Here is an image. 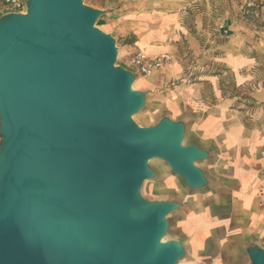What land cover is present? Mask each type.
<instances>
[{
  "label": "water",
  "instance_id": "obj_1",
  "mask_svg": "<svg viewBox=\"0 0 264 264\" xmlns=\"http://www.w3.org/2000/svg\"><path fill=\"white\" fill-rule=\"evenodd\" d=\"M104 12L83 0H25L0 15V264H190L169 234L180 205L141 196L161 160L189 191L209 152L182 121L149 127L136 76L115 67ZM250 264L264 249L247 245Z\"/></svg>",
  "mask_w": 264,
  "mask_h": 264
},
{
  "label": "crops",
  "instance_id": "obj_2",
  "mask_svg": "<svg viewBox=\"0 0 264 264\" xmlns=\"http://www.w3.org/2000/svg\"><path fill=\"white\" fill-rule=\"evenodd\" d=\"M89 1L104 12V32L115 39L123 68L137 73L129 59L138 52L169 56L165 69L136 77V90L147 93L159 118L182 121L189 143L209 152L198 165L209 181L202 191H189L170 171L154 169L172 194L166 200L180 205L169 221L186 263L221 264L220 256L245 253L251 244L264 249V122L249 119L241 105L248 98L237 94L255 86L264 92V7L255 32L232 19L225 0L213 7L210 0Z\"/></svg>",
  "mask_w": 264,
  "mask_h": 264
},
{
  "label": "rangeland",
  "instance_id": "obj_3",
  "mask_svg": "<svg viewBox=\"0 0 264 264\" xmlns=\"http://www.w3.org/2000/svg\"><path fill=\"white\" fill-rule=\"evenodd\" d=\"M210 2H211L210 3L211 6L213 7L215 5L216 0H210ZM263 2L264 0H246V1L245 0H225L223 1V5H225L224 7L229 11L228 13L232 17V19L235 20L239 24V26H241L242 28H246V29L248 28L251 31L256 32L263 25V19H262L263 18L262 17L263 7L261 6ZM217 3H218V0H217ZM83 4L86 6H89L91 3L89 0H83ZM0 11L2 12L6 11L5 7L0 6ZM251 12H253V14ZM6 13H9V12H6ZM96 27L103 32L105 31V25L101 17L97 20ZM118 66H121V67L123 66L119 51H118L117 60L115 63V67H118ZM129 67L132 68L131 66ZM134 75L137 78L140 77V74L138 73H134ZM132 89L134 90L137 89V82L133 83ZM242 93H244L243 96H242ZM263 93L264 92L259 90L257 86L253 88L244 87V88H240L239 90H237V94L239 97L248 98L246 99L248 100V102L241 101V105H243L244 108H247L249 110V114L251 115L249 119L255 120L257 122L258 121L264 122V95ZM252 94L255 95V99L251 98ZM258 94L261 96L263 95L262 98L261 97L258 98L257 97ZM158 119L159 117L156 114V112L153 111L151 107L149 106V98L147 99L146 107L141 112L133 116V120L139 126H142V127L152 126L157 123ZM184 143L185 144L189 143V138L187 134H186ZM150 165L153 169L162 173L163 175L168 174L170 171L169 168L159 159H154L150 161ZM157 181L158 179L156 178L155 180L146 181L143 184L140 193L144 199L148 201H156V200H166L172 197V194L168 193L164 189V184L161 182L158 183ZM180 185L184 187V184H182V182H180ZM170 218L171 216L169 215L168 219L170 220ZM176 236H177L176 229L174 227L173 222L170 221L169 234H167L164 237V241L175 240ZM241 252L242 253H238V251L237 252L231 251L230 252L231 255L228 254L223 257L220 256L221 264H250L247 255L243 251ZM187 260L188 258L185 256L183 259H181L180 262L186 263ZM202 264H213V261H206Z\"/></svg>",
  "mask_w": 264,
  "mask_h": 264
},
{
  "label": "built area",
  "instance_id": "obj_4",
  "mask_svg": "<svg viewBox=\"0 0 264 264\" xmlns=\"http://www.w3.org/2000/svg\"><path fill=\"white\" fill-rule=\"evenodd\" d=\"M0 6L5 7L6 11H0V15L6 12L12 13H25V0H0ZM183 14H186L183 11ZM220 29H222L220 27ZM226 33V32H225ZM170 42V40H169ZM170 58L166 54L158 55L155 57L146 56L140 52L133 54L129 59V66L134 68L141 76H149L154 71H161L169 64ZM176 79H172L171 83H176ZM187 85L191 84V81H186ZM261 156L264 157V151L261 152ZM261 182L264 184V167L261 170ZM260 203L264 204V194L259 197Z\"/></svg>",
  "mask_w": 264,
  "mask_h": 264
},
{
  "label": "trees",
  "instance_id": "obj_5",
  "mask_svg": "<svg viewBox=\"0 0 264 264\" xmlns=\"http://www.w3.org/2000/svg\"><path fill=\"white\" fill-rule=\"evenodd\" d=\"M261 6L264 7V2L261 4ZM251 13L253 14V12H251ZM159 119H160V118H159ZM159 119H158V120H159Z\"/></svg>",
  "mask_w": 264,
  "mask_h": 264
}]
</instances>
